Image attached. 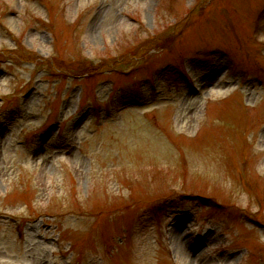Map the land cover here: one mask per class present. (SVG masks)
<instances>
[{"label": "rangeland", "instance_id": "rangeland-1", "mask_svg": "<svg viewBox=\"0 0 264 264\" xmlns=\"http://www.w3.org/2000/svg\"><path fill=\"white\" fill-rule=\"evenodd\" d=\"M0 264H264V0H0Z\"/></svg>", "mask_w": 264, "mask_h": 264}]
</instances>
